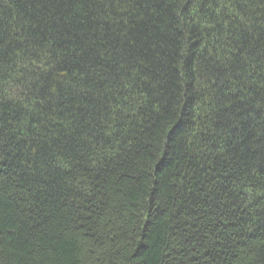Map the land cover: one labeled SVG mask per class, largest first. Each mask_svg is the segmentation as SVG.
I'll return each mask as SVG.
<instances>
[{"label":"trees","instance_id":"1","mask_svg":"<svg viewBox=\"0 0 264 264\" xmlns=\"http://www.w3.org/2000/svg\"><path fill=\"white\" fill-rule=\"evenodd\" d=\"M0 264H264V0H0Z\"/></svg>","mask_w":264,"mask_h":264}]
</instances>
